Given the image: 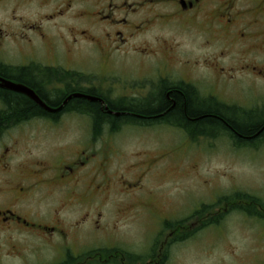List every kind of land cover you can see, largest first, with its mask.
<instances>
[{"label":"flooded vegetation","instance_id":"flooded-vegetation-1","mask_svg":"<svg viewBox=\"0 0 264 264\" xmlns=\"http://www.w3.org/2000/svg\"><path fill=\"white\" fill-rule=\"evenodd\" d=\"M155 24L157 37L145 40ZM82 44L86 45L84 57L78 55ZM9 85L32 92L47 109L24 92L7 88ZM176 95L184 102L186 121H193L186 115L189 97L204 107L218 108V123L224 125L212 133L193 134L187 125L178 124L188 122L161 118L175 106ZM12 96L27 98L44 114L10 119ZM161 96L171 103L163 112ZM27 123L51 127L87 123L83 129L90 144L103 141L107 153L95 150L90 154L79 148L73 157L56 163L42 156L19 158L16 130ZM96 123H100L98 130ZM225 123H257L258 128L242 135ZM157 126L175 129L192 141L220 137L235 150L262 152L257 149L264 144V0H0L3 253L19 249L18 254H23L30 246L38 249L37 242H41L60 255L61 260L52 264H134L120 243L94 241L98 240V232H92L98 224V193L112 190L115 177L108 174L113 165L118 164L114 169L122 176L126 169L113 160L118 151L112 136L128 128ZM142 159L137 155L131 160L128 170L134 177L157 168L156 161ZM131 179L122 177L118 183L127 194L132 189L130 195L138 198L144 194L142 187ZM145 195L140 201L132 197L134 202L128 203L132 208L139 204L138 217L156 224L157 218L163 223L181 222L158 215L157 195ZM51 197L57 198H53L55 205L43 212L41 207L52 203ZM255 200L249 203L252 216L244 214L264 222V209ZM120 210L126 217L132 216L130 208ZM63 214L77 216L69 222L63 220ZM203 219L197 215L193 222L164 237L163 232H156L146 264H159L157 256L161 260L176 239L191 234V225L200 227ZM83 229L90 232H80ZM82 234L94 237L81 248L77 237L81 240ZM100 243L104 246L99 247ZM260 255L264 256L250 254L246 264L254 260L250 257Z\"/></svg>","mask_w":264,"mask_h":264},{"label":"rangeland","instance_id":"rangeland-1","mask_svg":"<svg viewBox=\"0 0 264 264\" xmlns=\"http://www.w3.org/2000/svg\"><path fill=\"white\" fill-rule=\"evenodd\" d=\"M155 37L157 24L144 39L151 42ZM85 49L86 45L82 44L78 48V55H87ZM243 91L241 88V97L244 95ZM86 124L58 123L55 127L49 126L48 123L21 125L16 130L20 137L17 148L19 158L32 159L42 156L56 163L61 159L66 161L67 158L73 157L79 148L86 149L90 154L95 150L107 153L101 143L103 141L94 146L90 144L83 129ZM111 141L116 144L118 151L113 160L126 169L122 176L115 172L114 168L118 164L113 165L108 174L109 177H115L112 179V190L107 188L105 194L98 193V200L101 199L97 203L98 224L94 225L92 231L98 232V235H95L98 240L94 241L109 240L120 243L119 246L129 252L132 263L146 264L152 255L151 247L155 233L163 232L161 237L168 234V230H163V220L157 218L156 224L149 218L135 214L138 203H135L137 207H128V203L134 202V199L143 200L146 197L144 194L147 193L148 197L157 195L155 199L158 215L164 218L175 217L176 221H181L183 227L187 222H193L197 215L204 216L203 224H200L199 228L197 225H191L193 232L190 236L179 242L174 241L166 257H161V253L160 260L157 256V263L242 264L245 261L246 264L250 254L264 255V222L247 217L244 211L235 209L240 203L238 200L229 202L235 193H244L253 198L257 196L264 201V144L257 149L262 151L257 155L253 153L256 152L255 149L235 150L226 139L220 137L216 140L192 141L167 126L128 128L113 135ZM137 155H141L142 160L156 161L157 168L152 167L140 178L134 177L135 173H130L128 167ZM92 164L93 162L86 167V171ZM122 177H131L132 182L141 185L144 194L137 198L136 195H130L132 189L127 194L122 184L118 183V179ZM132 197L134 199H131ZM53 198L56 197L50 199ZM44 205L46 206L41 207V210L46 212L55 205V201L53 199L52 203L46 202ZM123 207L133 211L131 217L128 218L124 211L121 212L120 208ZM76 216L77 214H63L62 218L72 222ZM80 232L90 231L83 229ZM89 237L90 239L82 234L81 240L77 237V244L81 245V248L86 247L94 236ZM20 243L21 241H18V245ZM98 246L104 244L100 243ZM37 248L30 246L23 254H18L19 249L10 254L8 251L3 253L0 249V264H52L61 260L60 255L48 245L41 246V242H37ZM159 251L158 255L161 252ZM257 257H250L254 258L251 264H264V256Z\"/></svg>","mask_w":264,"mask_h":264},{"label":"trees","instance_id":"trees-1","mask_svg":"<svg viewBox=\"0 0 264 264\" xmlns=\"http://www.w3.org/2000/svg\"><path fill=\"white\" fill-rule=\"evenodd\" d=\"M170 97H172V96H170ZM9 98H10L12 106H13L12 110L8 111V117L10 119L20 120V119L26 118L30 115L44 114V112L42 110H40L38 107H36L30 100H28L25 97L12 96ZM176 98L177 99L173 98L174 100H176L175 106L173 107V109L168 111L167 113H165L163 115V117H161V118H163V119L175 118V119L182 120L185 122L186 119L183 117V111H182L184 102L180 96L176 95ZM159 100H160L161 112H163V110H166L165 108H167L169 105H171V103L168 102L164 96H161V98H159ZM143 110H145L146 112H149L148 107H146V108L144 107ZM219 112L220 111L216 107L215 108L214 107H212V108L204 107L203 105L197 104V103H195L194 100L187 97L186 115L189 119H191L193 121H186L188 123H178V124L187 125L188 129L193 134H202L206 131L207 132L210 131L212 133V131L216 130V127L218 125H220V124L224 125L223 123H218L219 121H218L217 117L221 116V114ZM107 117H109V116H107ZM115 124L116 123H112V125H115ZM225 124L232 126L235 130H237L242 135H249L251 132H253L254 130H256L258 128L257 123L256 124L255 123H246V124L225 123ZM99 126H100V123H96L95 124V130H98ZM261 134L264 135V129L262 130ZM237 139L239 141H242V139H240V137H238ZM233 199H235L236 201L237 200L241 201L242 204H245L244 206L243 205H238V206L236 205L235 209L242 210V211L246 212L248 215L252 216V207L250 206L249 203L251 201L255 200L254 198H252L251 196H247L244 193H235L233 196L230 197L229 202H234ZM255 201L257 202V200H255ZM258 202L257 203L260 205V207L262 209H264V201L261 200ZM215 223H217V222H215ZM215 223L211 222V224H215ZM180 226H183L181 222H177V223L166 222V223H163V230L173 231V230L178 229ZM188 236H190V234ZM188 236H186V238ZM182 240H184V239L178 238L175 241L179 242ZM157 242H158V237H157ZM167 252L168 251H165L162 256L166 257ZM130 261L132 262L131 258H130Z\"/></svg>","mask_w":264,"mask_h":264},{"label":"water","instance_id":"water-1","mask_svg":"<svg viewBox=\"0 0 264 264\" xmlns=\"http://www.w3.org/2000/svg\"><path fill=\"white\" fill-rule=\"evenodd\" d=\"M7 88H10L12 90H16V91H21V92H24L26 95H28L32 100H34L36 102V104H39V106L47 109L45 106H43V104L39 101V99L32 93V92H26V91H23L25 89L21 88L20 86H8Z\"/></svg>","mask_w":264,"mask_h":264}]
</instances>
